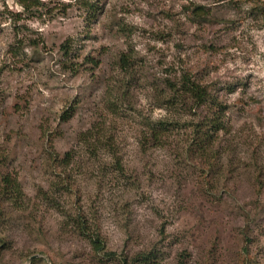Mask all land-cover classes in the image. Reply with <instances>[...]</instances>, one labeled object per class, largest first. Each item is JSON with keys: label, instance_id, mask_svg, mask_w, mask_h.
Listing matches in <instances>:
<instances>
[{"label": "rangeland", "instance_id": "1", "mask_svg": "<svg viewBox=\"0 0 264 264\" xmlns=\"http://www.w3.org/2000/svg\"><path fill=\"white\" fill-rule=\"evenodd\" d=\"M20 1L0 0V264H264V0Z\"/></svg>", "mask_w": 264, "mask_h": 264}, {"label": "trees", "instance_id": "2", "mask_svg": "<svg viewBox=\"0 0 264 264\" xmlns=\"http://www.w3.org/2000/svg\"><path fill=\"white\" fill-rule=\"evenodd\" d=\"M21 6L23 8H27L29 6V4L25 3V0L20 1ZM170 88H174L175 90V94L177 95H182V94H188L191 95L190 97L193 98V101L196 105H201L202 102H204V98L205 95L207 93L206 88L200 84L199 82H196L194 79L191 78L190 75H187L185 73L181 74V77L178 80V85L177 83H170ZM222 109V108H221ZM10 180H13L12 183L15 184V187L17 191H19V186L17 184V182L15 181V179H10L9 175H5L3 177V181L6 183H9ZM82 221H78L77 224H80V228L81 229H86L85 225H81ZM93 236V237H91ZM91 243L94 249L99 250L101 247L100 245V239L99 237L95 234L93 235V233H91Z\"/></svg>", "mask_w": 264, "mask_h": 264}]
</instances>
